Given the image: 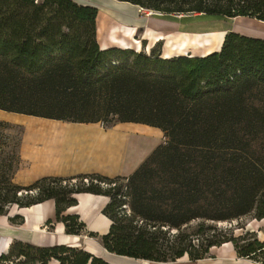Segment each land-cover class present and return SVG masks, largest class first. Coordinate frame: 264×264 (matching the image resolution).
I'll return each instance as SVG.
<instances>
[{
    "label": "trees",
    "instance_id": "trees-1",
    "mask_svg": "<svg viewBox=\"0 0 264 264\" xmlns=\"http://www.w3.org/2000/svg\"><path fill=\"white\" fill-rule=\"evenodd\" d=\"M118 1L159 18L197 14L264 23V0ZM97 13L74 0H0V110L106 127L142 123L159 128L165 141L127 178L81 174L20 185L13 180L20 134L4 133L15 144L13 154H3L0 139V216L53 199L56 221L66 234L80 235L85 224L63 212L76 205L77 193L105 195L109 231L88 236L99 237L109 253L194 262L231 243L238 258L264 264V241L255 232L235 236L216 227L243 217L264 219V39L230 31L219 50L199 56L163 57L154 47L149 53L101 49ZM0 127L10 128L1 121ZM9 220L23 223L18 215ZM195 220H201L198 228L184 231ZM52 259L111 264L79 247L16 239L0 253V264Z\"/></svg>",
    "mask_w": 264,
    "mask_h": 264
},
{
    "label": "crops",
    "instance_id": "crops-1",
    "mask_svg": "<svg viewBox=\"0 0 264 264\" xmlns=\"http://www.w3.org/2000/svg\"><path fill=\"white\" fill-rule=\"evenodd\" d=\"M74 1L96 7L95 4L85 0ZM115 1L116 3L120 2ZM134 8L136 10V7ZM97 9L98 17L100 9ZM108 14L111 15L109 12ZM108 14L107 16H109ZM133 16L135 17V15ZM103 19H108L111 25L107 26L106 23H103L102 27H99L96 19L97 40L101 49L117 47L135 51L144 50L149 53L154 47V42L145 40L144 37L143 40L136 39L137 32L144 29L146 32L147 30L150 31V37H155V34L169 33L168 38H166L167 43L162 49V56L170 57V53L173 52L170 50L172 47L169 42L170 35L187 36L180 31H160L147 27L148 19L145 18L139 17L144 23L142 28L137 26L139 22L137 18L126 22L115 21L113 18H106V16ZM112 23L115 24L114 27ZM0 121L21 129L20 165L13 179L15 183L20 185H28L42 177L66 178L81 174L127 178L159 145L162 133L159 128L142 123L116 122L114 125L106 127L101 122H68L3 110H0ZM74 197L77 202L76 205L67 208L63 215H78L79 221L85 224V230L80 235L65 233L63 223L56 221L53 199L30 207L19 208L15 206L13 207V214H10L11 207L6 215L0 216V225L5 226L7 224L4 227L5 233L0 235L1 252L5 251L9 243L16 239L38 246L64 244L79 247L111 264H188L191 262L188 258L186 259V256L175 262L159 263L109 253L100 241H96L99 237L94 239L85 236L89 232L102 236L109 231L111 220L102 213L110 201L109 197L91 193H77ZM16 215L23 218L22 224L10 222L9 219ZM47 220H51V224L47 225ZM228 245H230L228 252L236 255L232 244L226 243V246ZM222 249L224 246L212 247L210 250H217L219 253L216 258H204L194 262L196 264L240 263L235 260L240 261L241 258H238L237 255L230 256ZM48 264H58V262L52 259Z\"/></svg>",
    "mask_w": 264,
    "mask_h": 264
},
{
    "label": "rangeland",
    "instance_id": "rangeland-1",
    "mask_svg": "<svg viewBox=\"0 0 264 264\" xmlns=\"http://www.w3.org/2000/svg\"><path fill=\"white\" fill-rule=\"evenodd\" d=\"M86 2L93 3L99 8L100 15L96 18L99 24V27H102L103 23H106L109 26L110 22L108 19L104 20L103 18H113L115 21H123L126 22L128 19L133 18H145L148 19L146 24L147 27L156 29V30H164V29H172L173 31H180L187 36H180V35H170L169 42L172 44L170 50L173 52L170 53V57L179 56V55H191V56H199V55H206L210 52L219 50L223 37L227 32L233 31L238 32L246 36L263 38L264 39V23L257 22L250 19H225L220 16L208 15V16H198L197 14H190L186 17L180 18L181 16H176L175 19L172 18H159L156 17L160 13L153 12L150 13V10H141L134 8L129 4H125L122 2L116 3L115 0H85ZM118 1V0H117ZM111 13V15L108 14ZM107 14L110 16H107ZM114 14V15H113ZM135 15V17L133 16ZM117 17V18H116ZM137 26L140 28L143 27L144 23L141 19L138 20ZM149 22V23H148ZM128 23V22H127ZM113 27L115 26L114 23ZM111 25V24H110ZM171 30V31H172ZM149 30L147 32L144 29H140L139 32L136 34V39L143 40L142 38H146L145 40H150L152 43L154 42V49L161 50L164 48V45L167 43L166 38H168L169 33L165 34H155V37L149 36ZM162 37V38H161ZM165 38V39H164ZM160 42L161 46H158ZM156 44V45H155ZM181 46V48H177ZM175 49V50H173ZM10 127L7 130H4L0 127V139L6 144V146H2L3 154H13L14 150V139L5 138L4 133L10 134L12 137L18 136L20 134L21 129L19 127H14L11 124H8ZM165 138L161 133L160 142L159 144L163 143ZM14 208L11 209L10 214H13ZM257 220L252 219L250 217H243L241 219H235L231 221H224V222H217L216 227L218 230H231L235 236L244 234L246 231L255 232L257 237L261 240H264V220ZM201 220H195L190 222L187 226L183 227L184 231L191 232L194 229L198 228V224H200ZM4 223V222H3ZM7 226V224H5ZM4 225H0V235L5 233ZM86 237H89L85 234ZM96 239L97 237H92ZM100 241V238H97ZM86 240V238H85ZM101 243V241H100ZM193 243L195 245L200 244L197 239L193 238ZM228 248L230 245L224 246L226 254L228 253L230 256L234 255L231 252L229 253ZM2 250V241L0 239V252ZM217 250H210L206 254L207 259H214L218 255ZM236 256V255H234ZM184 257V256H183ZM187 259V256H186ZM236 262H240L239 264H260L253 262L249 259L241 258L240 261L237 259ZM234 262V261H232ZM188 264H196L195 262L191 261Z\"/></svg>",
    "mask_w": 264,
    "mask_h": 264
},
{
    "label": "bare ground",
    "instance_id": "bare-ground-1",
    "mask_svg": "<svg viewBox=\"0 0 264 264\" xmlns=\"http://www.w3.org/2000/svg\"><path fill=\"white\" fill-rule=\"evenodd\" d=\"M128 20H130V19H128ZM162 38V37H161ZM177 48H181V46H179V47H177ZM173 50H175V49H173ZM223 246H226V244H223L221 247H223Z\"/></svg>",
    "mask_w": 264,
    "mask_h": 264
},
{
    "label": "water",
    "instance_id": "water-1",
    "mask_svg": "<svg viewBox=\"0 0 264 264\" xmlns=\"http://www.w3.org/2000/svg\"><path fill=\"white\" fill-rule=\"evenodd\" d=\"M150 13H153L152 11H150ZM187 15H190V14H187ZM176 16H181L180 14H176Z\"/></svg>",
    "mask_w": 264,
    "mask_h": 264
},
{
    "label": "built area",
    "instance_id": "built-area-1",
    "mask_svg": "<svg viewBox=\"0 0 264 264\" xmlns=\"http://www.w3.org/2000/svg\"><path fill=\"white\" fill-rule=\"evenodd\" d=\"M84 181H85V182H87V180H86V179H85Z\"/></svg>",
    "mask_w": 264,
    "mask_h": 264
}]
</instances>
